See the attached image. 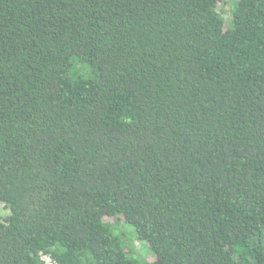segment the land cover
Listing matches in <instances>:
<instances>
[{
  "label": "trees",
  "instance_id": "obj_1",
  "mask_svg": "<svg viewBox=\"0 0 264 264\" xmlns=\"http://www.w3.org/2000/svg\"><path fill=\"white\" fill-rule=\"evenodd\" d=\"M42 256L264 264V0H0V264Z\"/></svg>",
  "mask_w": 264,
  "mask_h": 264
},
{
  "label": "rangeland",
  "instance_id": "obj_2",
  "mask_svg": "<svg viewBox=\"0 0 264 264\" xmlns=\"http://www.w3.org/2000/svg\"><path fill=\"white\" fill-rule=\"evenodd\" d=\"M217 9H218V11L219 10L221 11L222 16H227V18H229V14H228L229 3L227 5H223L222 3L218 4ZM121 228H122L123 235H122V233L121 234L115 233V234L120 237V240L123 243H124V241H126V242L129 243V246L128 247H130V248L132 247L131 251H132V254L134 255V257L135 258H139V259H145V260L151 258L152 253H150L149 251H147V249H145L146 248L144 246L145 243L135 241L132 244V241H131L132 240V238H131L132 235L129 236V234L128 235L125 234V232H130V233L133 234V236H135L132 227L127 226L126 224H123L121 226ZM125 247H127V245H125Z\"/></svg>",
  "mask_w": 264,
  "mask_h": 264
},
{
  "label": "built area",
  "instance_id": "obj_3",
  "mask_svg": "<svg viewBox=\"0 0 264 264\" xmlns=\"http://www.w3.org/2000/svg\"><path fill=\"white\" fill-rule=\"evenodd\" d=\"M41 260L45 263V264H56L49 256H42Z\"/></svg>",
  "mask_w": 264,
  "mask_h": 264
}]
</instances>
